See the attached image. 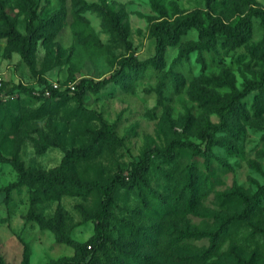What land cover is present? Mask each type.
<instances>
[{
  "label": "rangeland",
  "instance_id": "obj_1",
  "mask_svg": "<svg viewBox=\"0 0 264 264\" xmlns=\"http://www.w3.org/2000/svg\"><path fill=\"white\" fill-rule=\"evenodd\" d=\"M35 8V24L46 25L25 58L7 32L26 35L27 2L0 0V74L26 89L0 106L4 155L33 172L61 170L105 184L128 179L131 163L148 147L166 148L179 138L204 150L205 132L217 139L210 157L189 148L170 160L156 155L139 186L118 187L101 219L104 247L87 264H264V198L248 219L221 230L243 208L238 194L251 197L264 185V90L238 97L264 75V0H35ZM192 15L204 27L249 18L250 30L233 42L191 28L167 46L161 66L125 68L122 80L99 92H76L84 79L111 75L123 57H153V26ZM51 88L63 94L53 96ZM47 138L52 145L40 151ZM18 181L16 169L0 162L6 264H24L25 251L27 264H59L74 254L30 220L31 211L53 220L60 211L64 233L79 242L96 234L102 191L40 197L33 205L29 187Z\"/></svg>",
  "mask_w": 264,
  "mask_h": 264
},
{
  "label": "trees",
  "instance_id": "obj_2",
  "mask_svg": "<svg viewBox=\"0 0 264 264\" xmlns=\"http://www.w3.org/2000/svg\"><path fill=\"white\" fill-rule=\"evenodd\" d=\"M213 0H207V3L210 4ZM28 5V23L26 26V35H21L17 33L13 28L9 29L7 34H9L15 41L20 45L21 54L25 58L31 56L32 51L35 49L38 40L42 37L41 31L46 24L39 22L35 24L37 19L35 0H26ZM85 8H93L95 10L101 11L104 8L97 4L84 5ZM264 23V18H262ZM191 28H196L200 33L205 35H210L215 31L222 33L233 42L240 41L244 34L250 30V21L249 18H244L239 20L234 24H224L221 21L213 20L210 26L204 27L197 15L188 16L185 19L179 20L174 24H170L166 20H162L155 24L151 30L152 35L156 39V49L155 55L146 60H137L134 57L126 56L119 60V67L111 75L104 77L100 80H82L77 88V93H84L87 90L91 92H99L105 88L108 84L112 82H119L125 76V68H128L132 71H142L148 69L150 66H161L163 64L165 53L168 45H176L178 43L179 37L182 33L186 32ZM6 91L14 95V99L7 102H0V106L8 107L14 102H16L17 94L21 91H26V89L18 82L6 81ZM253 89L264 90V75L262 80L250 82L244 89L243 92L238 94V97H243ZM69 91V90H68ZM51 94L53 96H60L63 93L58 92L56 89L51 88ZM219 115L222 120V126L226 125L224 108L219 110ZM206 140V146L204 150H201L197 145L191 142L181 140L179 138L172 139L166 146V148H153L148 147L142 155V158L139 161L131 163L130 175L128 179L123 177H115L105 184L93 181H84L72 174L66 173L61 170H56L52 172H42L37 171L33 172L25 167L23 162L16 156H6L0 151V162L7 163L12 165L18 175L19 181L17 184H25L30 189L31 202L34 205L38 198L42 197L45 200L49 198L58 199L63 193L68 194H87L94 190H99L103 192L102 199V213H99L97 216V225H96V234L91 237L87 242H79L72 237L66 235L63 231L64 219L61 215V212H57V217L53 219H44L37 213L30 212L28 217L30 220L36 222L42 230L51 231L58 243L66 244L71 247L74 251L72 257H64L61 259V263L66 264L65 262H70V264H87V259L93 257L95 252L102 247H104L103 240V229H102V217L104 213L109 208V200L112 195L115 193L118 187H123L127 189H132L136 186H139L141 181L145 180V175L151 169L153 163V157L158 155L166 159H173L179 148H189L195 152L202 153L206 157L212 155V148L216 144V137L214 134L205 132L203 136ZM52 145V141L47 138L45 139V144L39 146L40 151H46L47 147ZM80 151V150H79ZM15 185H12L13 188ZM10 189V187L8 188ZM238 196L243 200V208L240 213L233 214L231 217L227 218L223 223V227H227L230 223H238L245 221L255 210L257 203L264 198V185L251 197L238 194ZM211 237V246L208 250V253L212 254L217 248L218 232L212 233ZM29 262V254L27 251L24 252L23 263L27 264ZM0 264H6L2 258H0Z\"/></svg>",
  "mask_w": 264,
  "mask_h": 264
},
{
  "label": "built area",
  "instance_id": "obj_3",
  "mask_svg": "<svg viewBox=\"0 0 264 264\" xmlns=\"http://www.w3.org/2000/svg\"><path fill=\"white\" fill-rule=\"evenodd\" d=\"M6 80L0 74V102L7 103L14 99V95L6 91Z\"/></svg>",
  "mask_w": 264,
  "mask_h": 264
}]
</instances>
